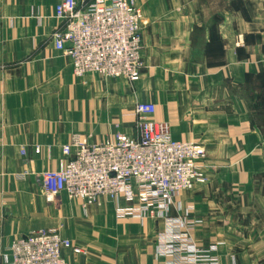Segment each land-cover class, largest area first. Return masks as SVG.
Masks as SVG:
<instances>
[{"label":"crops","instance_id":"0c3cea01","mask_svg":"<svg viewBox=\"0 0 264 264\" xmlns=\"http://www.w3.org/2000/svg\"><path fill=\"white\" fill-rule=\"evenodd\" d=\"M59 1L0 0V264L11 262L13 242L41 230L83 250L66 251L69 264L161 263L162 219H119L106 199L86 211L65 193L50 201L39 180L59 169L73 134L91 144L137 137L128 115L145 102L156 105L155 120L170 124L175 141L206 152L207 184L179 195L171 215L196 218V242L217 245L220 264H264V126H254L244 97L251 77L264 79V56L252 53L261 49L249 38L258 28L249 18L200 26L206 45L223 48L222 63L211 65L194 61V18H143L139 82L78 78L71 57L55 47Z\"/></svg>","mask_w":264,"mask_h":264},{"label":"built area","instance_id":"2783aa9c","mask_svg":"<svg viewBox=\"0 0 264 264\" xmlns=\"http://www.w3.org/2000/svg\"><path fill=\"white\" fill-rule=\"evenodd\" d=\"M55 18L62 25L54 34L55 47L71 57L76 77L140 81L144 20L136 0H60ZM155 115L154 103L135 106L128 116L136 119L137 137L118 134L91 144L85 135L73 134L59 169L40 175L41 187L50 201L65 193L85 211L106 199L116 204L119 219H162L160 264H220L218 246L202 248L194 238L199 221L171 215L179 195L207 184L206 152L198 142L175 141L170 124ZM66 251L83 253L56 230H41L13 242L9 264H69Z\"/></svg>","mask_w":264,"mask_h":264},{"label":"rangeland","instance_id":"374dc122","mask_svg":"<svg viewBox=\"0 0 264 264\" xmlns=\"http://www.w3.org/2000/svg\"><path fill=\"white\" fill-rule=\"evenodd\" d=\"M229 1L230 5L228 0H142V3L141 0H136V4L142 18H194L192 28L194 61L202 62L207 59L211 65H218L223 61L221 45L217 42L206 45L200 32V26L211 25L213 27L218 22L211 18H219L221 21L223 18H249V21L254 23L252 29L257 30L258 28V31L249 34L250 43L256 42V46L261 49L252 53L264 56V0ZM197 18L205 19L206 23L199 25L196 23ZM185 55L188 57L190 51L176 53V56L185 57ZM181 67L182 70L185 68L184 65ZM105 80L122 81L106 78ZM247 90L244 97L248 102L254 126H264V79L251 77ZM237 245L242 246L241 243ZM255 261L256 259H252V262Z\"/></svg>","mask_w":264,"mask_h":264},{"label":"bare ground","instance_id":"6f19581e","mask_svg":"<svg viewBox=\"0 0 264 264\" xmlns=\"http://www.w3.org/2000/svg\"><path fill=\"white\" fill-rule=\"evenodd\" d=\"M144 53V52H143Z\"/></svg>","mask_w":264,"mask_h":264}]
</instances>
